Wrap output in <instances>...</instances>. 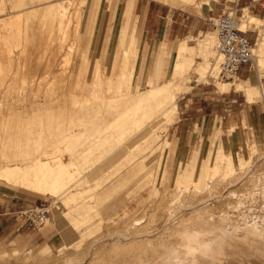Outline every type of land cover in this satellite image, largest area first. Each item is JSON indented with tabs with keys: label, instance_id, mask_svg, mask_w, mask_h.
Instances as JSON below:
<instances>
[{
	"label": "rangeland",
	"instance_id": "374dc122",
	"mask_svg": "<svg viewBox=\"0 0 264 264\" xmlns=\"http://www.w3.org/2000/svg\"><path fill=\"white\" fill-rule=\"evenodd\" d=\"M5 1L7 10L4 11L5 13L0 12V21L2 20V16H5L4 14L15 13L20 10H30L36 6H46L52 1L58 0ZM162 1L172 6L188 7L190 5H195L198 8L201 6V3L209 2V0H195L193 4L182 5L176 4L171 0ZM22 2L23 5H20ZM67 2L71 4L70 11L74 13L73 16L76 10H78V12L80 11L83 17L82 28L75 35L73 25L76 24V19L72 17L73 22L71 23L67 20L66 28L69 29L66 39L64 40L65 47L60 48L59 50L62 49L61 51L58 50L57 55L50 59L51 62L49 61L42 64L37 63L40 50L36 46V40L32 41L31 45L27 48L22 49V47H18L14 49L15 51L10 57L12 59L14 58V61L12 59L9 60V55L6 56L7 54L4 49H0V59L2 58V61L0 60V159L2 154L11 156L19 149L22 152H32L34 157L48 154L51 158L59 156L64 160L67 159L68 155L74 154V161L78 165L74 179L69 181L67 185V191L56 197L42 195L44 199L41 203L44 202L49 205V219L42 227L36 229V236H34V239L25 243L26 245L22 246V248L18 249L16 252H14V250L19 247L18 245L0 250V252H8V254L5 253L9 256L6 264H15L19 255L28 251L32 252L34 256H38L44 247L52 248L55 257L58 258L56 264H87L93 251L100 246H110L120 241L122 243H127L133 239L142 237H154V239H156L160 234L166 231V228L173 226L177 222V219L206 205L211 206L210 212L215 222L220 221L223 217L229 218L231 221H236L243 215L242 212L246 211V213H248L250 209H253L252 215L264 216V174L258 178L259 187L254 199L246 194H236L234 198L233 194H231L237 188L239 189V187L247 183L255 171L263 166L264 140L252 148L248 157H240L238 161H234V165L236 166L233 165V167L236 169L232 171L230 170L231 168H227L232 157L220 149L212 164L204 162L198 169L195 167L194 158L192 161L182 164L178 168H173L171 166V142L168 141L167 135L169 127L177 117L181 96L185 95L187 91H191L190 86L201 83L206 85L215 84L220 91H227L231 87L236 89L235 86L227 85V83L219 81L216 77L212 79L208 78V74L206 75L208 71L205 73L206 76L200 74V70L197 68L205 64L206 70H209L211 60L216 56V51L212 45L216 43V32L214 29H212V32L200 33L198 37L191 36L192 38L189 41V45L195 47L193 52V60L195 62L189 66L191 69L187 66L185 68H189L188 70L185 71L184 68L183 71L177 75H175L174 70L176 63L174 53L176 49H172L165 44L167 55L170 56L172 54V63L169 76L165 78L164 75V77L160 79L159 84L169 81L177 82L179 80L177 83L181 85V91H179L177 97V113L172 115L171 118L158 117L150 120H140L136 128H133V130L130 129L128 131L129 133L127 132V134L121 136L124 142V148L123 146H113V152L111 146L114 143V139L110 137V133H105L104 136L107 138L97 147L95 145L90 146L88 142L71 146L70 148L74 150L78 149L75 151L67 150L66 152V150L64 151L56 147V143H54L56 139H64L67 134L80 133L82 129L83 131L89 129L91 132L95 128H99L101 123L108 122V119L115 115L113 113L111 114V109L108 108L109 106L101 104V101L97 98L95 99L98 101L93 100L94 98H92L91 95L92 89H94L92 84L96 81V64L100 62L101 67H109L108 65L111 63V60L114 59L113 55L118 47V43L116 42L113 48V44L115 43L114 39L110 41L112 46H109V49H107L108 39L105 38L99 46L101 48L100 50H103V56L95 55L99 47H94L96 40L92 39V37L98 26L96 22L101 0H70ZM119 2L120 1H118V3ZM248 12L250 13L249 10H237L238 23L243 14L245 15ZM89 20H91V22L89 23V39L87 40V34L84 33V31L87 21ZM215 21L216 19H213L210 24L211 27L214 26L213 23ZM43 22H38L36 26L39 28L43 25ZM44 24H46V21ZM116 27L117 28L114 29V35L117 33V24ZM138 27L140 38L139 40L136 39V45L133 48L136 55V57L134 55L135 58L133 59L136 60L135 66H137V70L134 72L135 77L133 78V82L135 85L139 84L140 87L138 89L143 91L149 87L148 79L151 73H153L150 67L152 49L149 50L147 56H145L144 53L140 55L139 51L141 50L142 41L141 27L139 24ZM245 30L246 29H244V31ZM249 33H254V37H256V32ZM206 39L208 40L206 41ZM73 42V54L70 59L68 52ZM201 42L204 43L202 48L200 46ZM206 42L207 44H205ZM253 43L254 42H251V44ZM126 47L127 45L121 49V52H123ZM83 52H85V54L82 58ZM1 53L3 54L1 55ZM49 56L50 55H48L47 58H49ZM80 56L81 58H79ZM7 58L9 60H7L8 63L6 61ZM255 58L254 56V59ZM22 61L24 63L27 62V64L24 65ZM68 61L70 62L68 63ZM18 62H20V64ZM119 62V60L116 61L117 64H119ZM79 64H81L80 68L82 69L81 75L80 71H78ZM22 65H24V67ZM257 66L259 67V65H256V67ZM20 67L23 69H19ZM18 69L21 70V72ZM64 71L65 73H63ZM66 71H69L68 73L70 76L66 74ZM70 71L74 74L72 76L73 78L71 77L72 73ZM117 72L118 71H114L115 74H117ZM21 73L23 74L22 76ZM103 73L105 76L107 71ZM182 73L184 74L181 76ZM65 74L67 76H65ZM262 74L264 75V70H262ZM174 78L177 81H174ZM87 81L92 84L84 90L83 85ZM239 81L238 78L237 82ZM77 82L78 84H76ZM106 85L107 84L103 83L101 87L102 90H100V95L104 98L108 96L106 93ZM256 87L257 89L253 92L251 98L245 91H242L246 95L247 100L252 101L261 98L260 87L258 85H256ZM72 91L80 93V97H73L70 95ZM132 95L135 96L136 93ZM80 103L82 104L81 106ZM2 120H4V122ZM149 122H151L150 125ZM57 123H60L61 126ZM3 128L5 130L2 131ZM85 137L86 136H84L83 139H85ZM27 143L30 144L28 145ZM19 146L20 148H18ZM91 148H94L93 152L95 154H104L105 157L111 153L108 156L109 158L104 157L105 159L99 164L102 167L107 165L108 168L110 166L111 168H107V174L105 173L103 175L104 178L98 179L97 183L91 180L93 174L100 168V166H96L98 162L96 159H91L89 162L85 163L83 158H81L83 154H92L89 152ZM127 150L132 158L131 163L125 166L117 165V160L120 162L121 158H124V155L127 156ZM20 162L22 163L23 160ZM4 163L9 162L5 161L3 164ZM109 163L110 165H108ZM216 166L220 168L218 174L214 173ZM228 170L230 172H228ZM87 181L91 182L87 183ZM214 184H221L222 188L220 187V190L222 191L220 192V190H217L208 192ZM0 186L11 187L2 181H0ZM89 186L93 187L89 188ZM82 187H86L90 190L92 188L93 192H91L89 196L86 194V196L82 200L76 202V204L75 202L69 205L65 203L68 196H71L73 192H76ZM16 189L22 188L16 187ZM111 189H117L118 191L113 194L110 193ZM257 192H261V195ZM231 196L233 198H231ZM239 199H242L244 203L238 209H232L230 205L227 204L231 200L235 202ZM162 200L168 205L165 206L164 204L165 207H159V203ZM219 206L222 207L219 208ZM53 212L55 215L57 213V217L54 216ZM113 221L118 222V227L112 229L111 223ZM99 224H103L99 230L100 232L98 230L94 231L93 229ZM83 235L84 237H81ZM79 237L81 238L78 243L81 239H86L82 247L84 249L86 247L89 249V251H87L88 254L83 256V260L71 262L59 258L62 254L61 251H63L60 245L63 242L71 244L75 240L77 241ZM76 241L71 245L68 244L72 246L73 249L66 246L65 251L78 249V243H76ZM255 243L258 245V248L264 247V240L262 239H256ZM258 252L264 255V248L260 249ZM225 264H264V258L255 255H243L237 258L231 257L230 260L225 261Z\"/></svg>",
	"mask_w": 264,
	"mask_h": 264
},
{
	"label": "bare ground",
	"instance_id": "6f19581e",
	"mask_svg": "<svg viewBox=\"0 0 264 264\" xmlns=\"http://www.w3.org/2000/svg\"><path fill=\"white\" fill-rule=\"evenodd\" d=\"M67 1L70 0L52 1L48 3L46 6H36L31 8L30 10H20L15 13L4 14L5 16H2L1 18L2 20L0 21V49L5 50L7 54L6 56L9 55V60L12 59L10 57L12 53L15 51L14 49L18 47H22V49L27 48L31 45L32 41L34 40L37 41L36 46L40 50L39 56L37 57V63L39 64L49 62L51 58L57 55L58 50L60 48L65 47L64 40L66 39L67 32L69 29L66 28L67 20H69V23H71L73 22L72 17L76 19V24L73 25L75 35L82 28V23H83L82 21L83 17L80 14V11L78 12V10H76L75 15L73 16L74 13L70 11L71 4ZM171 1H174L176 4L195 3L194 0H171ZM20 5H23V2L20 3ZM6 10H7L6 1L0 0V12L5 13L4 11ZM237 18L238 15H236L235 17V25L242 32H244V29H246L249 25L252 26L255 25L261 29L262 33L259 39V43L254 47L253 45L251 46V53H252L253 65L255 66L260 65L261 63L263 66L264 21H262L259 17L255 15H250L249 12L242 16L239 23ZM42 20L44 22L46 21V24H44ZM40 21L43 22V25L38 28L36 24ZM207 40L208 39H206V41ZM135 43H136V38L134 36L130 41H128L126 49L123 52L116 54L115 59L111 61L110 65H108L109 67H107L106 69L101 67L100 62H98L96 64L97 74L95 76L96 78V81H94L95 83L93 82L92 84L91 82L87 81L83 85L84 90H86L92 84V86L94 87L91 93L92 98H94L93 100L96 101L98 99L99 101H101V104L109 106L108 108L111 109V114L113 113L115 115L112 118L108 119V122L101 124L99 123L100 127L97 129L95 128L91 132L89 131V129L85 130L89 132H85L82 129L80 133H76V134L71 133V134H67L64 139H56L54 141V143H56V147L64 151L66 150V152L67 150L68 151L78 150V149L74 150L70 147L79 144L81 145L82 143L85 144V142L90 143V146L95 145L97 147L98 145H100L101 142H103L104 139L107 138V137L105 138L104 136L105 133L108 134L110 133V137L114 139V143L111 146V150L113 152L114 150L112 148L113 146L115 147L123 146L124 148L123 145L124 142L122 141L121 136L127 134V132L130 129L133 130V128H136L140 120L141 121L146 119L150 120L158 117H162V118L167 117L169 119L172 117V115H175V113H177V109H178L177 95L179 91H181V85L177 83L179 80L177 81L174 78V81L177 82L169 81L160 85V84H156L154 79H152L149 80V87L143 91L138 89L140 87L139 84L135 85V83L133 82V78L135 77L134 72L136 69L135 66L136 60L133 59L136 57L133 50L134 46L136 45ZM187 43L188 42H184L183 44L181 43L182 45L179 47L180 49L178 52V58L174 68L175 75L179 74L180 72L183 71L185 67L187 66L189 67L195 62L193 60L194 59L193 52L195 47H190L187 45ZM205 44H207V42ZM203 45L204 43L201 42L200 45L201 48ZM212 45L214 46L215 49V45L214 44ZM73 47H74V42L69 47L68 54L70 55V59H71V55L73 54L72 51ZM3 53H1V55ZM84 54L85 52L82 53V58L84 57ZM48 55H50L49 58H47ZM254 56L256 57L255 58L256 60L254 59ZM79 58H81V56ZM7 60L8 58L6 59V61ZM117 60L120 61L119 62L120 65L117 74H115L114 69ZM69 62L70 61H68V63ZM18 63L20 64V62ZM22 63L24 65L27 64V62L24 63L23 61ZM218 63H219V59L217 58L216 55L211 60V66H209V70H206L205 64L204 65L199 64L200 67L197 68H199L200 74L205 75L206 71H208V73H206V75L208 74V78L210 77L217 78L216 73L218 71ZM24 65L22 66L24 67ZM78 66H79L78 71H80V75H81L82 73V69L80 68L81 64H79ZM21 68L22 67H20L19 69ZM189 68L187 69L185 68L184 70L186 71ZM19 71L21 72V70ZM104 71H107L105 76L103 75ZM68 72L69 71H66V74L69 75ZM22 73L21 76L23 75ZM63 73H65V71ZM71 73H72L71 75L72 77L74 74L73 72ZM66 74L65 76H67ZM183 74L184 73H182L181 76ZM237 79L238 76L234 77L232 80L225 81V83H227V85L235 86L236 89L238 90H245L247 95H249V97L251 98L254 92L252 88L248 84L242 81L238 83ZM102 82L107 84L106 85L107 86L106 93L108 94L107 98H104L103 96L100 95V90H102L101 87L103 84ZM76 84H78V82ZM133 93H136V95L133 96L132 95ZM70 95H72L73 97H80V93H77L75 91H72V93L70 92ZM81 105L82 104L80 103V106ZM2 121L4 122V120ZM150 123L151 122H149V125ZM58 125H60V123ZM3 130L5 129L3 128L2 131ZM82 136L83 137L86 136L85 139H83ZM18 148H20V146ZM39 149H40V145H39ZM93 150L94 148L89 149V152L92 154L81 155V158H83V161L85 163L89 162L91 159L92 160L96 159V161L98 162L96 163V166H100L99 165L100 162H102L103 159L107 158L111 154L110 153L108 156L105 157L104 154L103 155L95 154ZM126 154L127 156L124 155V158L123 159L121 158L120 162L119 160H117L119 162L116 163L117 165L125 166L126 164L129 165L131 163L132 158L131 155L129 154V151ZM73 155L72 154L68 155L66 160H64L62 157L59 156L55 158H51L49 157L48 154L34 157L32 152L29 151L22 152L19 149L16 150L11 156L2 154L0 159V181L8 185L17 188H22L43 196L51 195L53 197H56L57 195L67 191L68 189L67 185L69 181L74 179L78 165L75 163ZM21 160H23L22 163L20 162ZM5 161H8L9 163L3 164V162ZM231 161L229 163V166H227V168L228 167L231 168L230 170L232 171L235 170L236 168L233 167V165L235 164L234 160L232 161L234 163H232ZM108 165H110V163ZM217 166L216 169L214 170L215 174L216 173L218 174V172H220V168H219L220 165L219 167ZM107 168H108L107 165L103 167L100 166V168L93 174L91 181L97 183L98 182L97 180L101 179L103 175L106 173ZM110 168L111 166L108 169ZM228 172L230 171L228 170ZM263 174H264V164L255 171V173L248 180L247 183L243 184L241 187H239V189L237 188L235 191L231 193L233 194V197L235 198L236 194H240V195L246 194L249 195L252 199H254L256 195V191H258V187H259L258 178ZM91 181H87V183H90ZM90 187L93 186H89V188ZM220 187L221 184H214L208 190V192L220 190ZM221 191L222 190H220V192ZM91 192H93L92 188L90 190L86 187H82L78 189L76 192H73L71 196H68L65 200L66 201L65 203L69 205L75 202L76 204V202L82 200L86 196V194H88L87 196L91 195ZM257 193L261 195V192H257ZM233 197L231 196V198ZM232 200L227 203L228 205H230L232 209H238L244 203L242 199H239L238 201L235 202ZM164 204L165 203L162 200L159 203V207H165L168 205L166 203L164 206ZM221 207L222 206H219V208ZM252 210L253 209H250L248 213H246V211L242 212L243 215H241L240 219H237L236 221H231L229 218L223 217L221 220L219 219L220 221L215 222L210 212L211 206L206 205L200 209L191 212L188 215L182 216L179 219H177V222L176 223L174 222L175 224L173 226L166 228V231L160 234V236H158V238L156 239H154V237L153 238L142 237V238L133 239L127 243H122L120 241L111 244L110 246L107 245L100 246L93 251V254L91 255L90 260L87 264H225V261L230 260L231 257L237 258L238 256H243V255L257 256L258 253L256 252V250L258 248V245L255 243V240L256 239L264 240V216L252 215ZM53 214L54 216L57 215V213L55 215L54 212ZM48 219L46 220V222L48 221ZM102 226L103 224H99L93 230L99 231ZM111 226L112 229L118 227V222L113 221L111 223ZM81 237H84V235ZM81 237L77 238L78 239L77 241L75 240L76 243H78ZM84 240L86 239L83 238L78 243V249L71 251L70 250L65 251L66 246L72 248V246L70 245L75 241L72 242L71 244L63 242L60 245L63 251H61L62 254L59 258H62L64 261H71V262L83 260L82 259L83 256L88 254L87 251H89L87 247L85 249L82 247L84 245ZM8 258L9 256L7 254L1 253L0 264L3 263L6 264ZM57 260L58 258L55 257L52 248L44 247L42 252H40L38 256H34V254L30 251L19 255V257L17 258V262L15 264H56L58 262Z\"/></svg>",
	"mask_w": 264,
	"mask_h": 264
},
{
	"label": "crops",
	"instance_id": "0c3cea01",
	"mask_svg": "<svg viewBox=\"0 0 264 264\" xmlns=\"http://www.w3.org/2000/svg\"><path fill=\"white\" fill-rule=\"evenodd\" d=\"M182 5H190V3H182ZM227 7L236 8L238 11L249 10L250 15H255L264 21V1L209 0L208 3H201L198 8L195 5L172 6L162 0H101L96 22L98 26L92 37L96 40L94 47L98 48L106 38L109 49V46H112L110 41L115 39L113 48L116 42L118 43L113 55L115 59L116 54L121 53V49L134 36L139 40V24L142 41L140 55L144 53L147 56L152 49L150 67L153 73L148 80L154 79L159 84L164 75L165 78L169 76L172 63V54L167 55L165 44L176 49L174 57L177 62L179 47L184 42H188L187 45L193 47L189 45L191 36L198 37L200 33L212 32L214 26L211 27L210 24L223 10L228 9ZM90 22L91 20L87 21L84 31L87 40ZM116 24L118 29L114 35ZM249 32H256V37L254 33ZM244 33L249 42H254L252 45L256 46L262 31L255 25H249ZM100 49L99 47L95 55L103 56V50ZM119 65L115 63V71L119 70ZM105 67L107 66L103 68ZM262 70L264 64L263 66L260 64L259 67L243 65L237 74L240 80L238 83L242 81L248 84L253 91L257 89L256 85L260 87L259 100L249 101L242 92L245 90L238 91L233 87L227 91H220L215 84L201 83L190 86L191 91L181 96L177 117L168 129L173 168H178L192 161L193 158L197 169L204 162L212 164L219 149L229 154L234 161H238L240 157H248L252 148L264 140ZM11 187L0 186V250L18 245L19 247L14 250L16 252L36 236V228L30 227L19 216L20 206L38 205L44 198L25 189ZM116 191L118 190L111 189L110 193L114 194ZM263 248L259 247L256 250L258 257L264 258V255L258 252ZM1 253L8 254L6 251Z\"/></svg>",
	"mask_w": 264,
	"mask_h": 264
},
{
	"label": "built area",
	"instance_id": "2783aa9c",
	"mask_svg": "<svg viewBox=\"0 0 264 264\" xmlns=\"http://www.w3.org/2000/svg\"><path fill=\"white\" fill-rule=\"evenodd\" d=\"M236 15V8L223 10L213 23L216 32L215 51L219 59L216 75L221 82L237 77L241 66L253 65L252 44L245 36V33L236 27ZM18 214L30 227L38 229L48 219L49 205L44 202L32 206L21 205Z\"/></svg>",
	"mask_w": 264,
	"mask_h": 264
}]
</instances>
